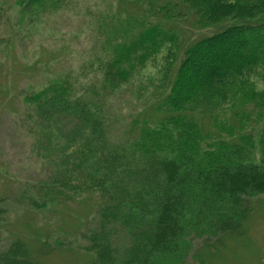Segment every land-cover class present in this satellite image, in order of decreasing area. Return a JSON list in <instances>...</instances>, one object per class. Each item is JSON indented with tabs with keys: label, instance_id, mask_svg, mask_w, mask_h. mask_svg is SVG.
<instances>
[{
	"label": "trees",
	"instance_id": "trees-1",
	"mask_svg": "<svg viewBox=\"0 0 264 264\" xmlns=\"http://www.w3.org/2000/svg\"><path fill=\"white\" fill-rule=\"evenodd\" d=\"M129 1L140 8L112 26L99 86L82 89L63 77L25 96L42 128L61 140L56 176L31 185L25 191L37 194L25 199L45 208L92 196L94 226L81 233L94 254L88 264H180L194 237L241 233L249 199L264 194V88L251 79L264 81V0ZM55 2L15 0L24 17ZM181 4L199 26L218 28L184 49L170 77L178 37L156 22V6ZM164 49L174 58L153 105L159 114L132 137L112 139L109 95ZM6 211L0 205V216ZM0 264L38 263L16 238L0 248Z\"/></svg>",
	"mask_w": 264,
	"mask_h": 264
},
{
	"label": "rangeland",
	"instance_id": "rangeland-1",
	"mask_svg": "<svg viewBox=\"0 0 264 264\" xmlns=\"http://www.w3.org/2000/svg\"><path fill=\"white\" fill-rule=\"evenodd\" d=\"M56 1L38 16L24 17L15 0H0V205L7 210L0 216V248L22 238L38 264H88L94 254L85 249L88 240L81 233L94 226L92 196L45 208L30 206L25 199L29 192L37 194L25 191L31 185L56 176L61 147L59 135H48L25 96L63 77L82 89L99 86V63L110 56V43L115 42L112 26L140 7L129 0ZM159 8L156 22L177 33L176 59L167 71L174 57L162 50L109 95L106 121L116 141L132 137L144 120L159 114L153 105L162 99L165 71L171 77L184 49L218 28L199 26L183 4L168 12ZM251 79L257 90L264 88L263 80ZM201 125L217 133L213 124ZM249 200L253 208L241 233L194 237L180 264H264V194ZM163 264L170 260L163 259Z\"/></svg>",
	"mask_w": 264,
	"mask_h": 264
}]
</instances>
